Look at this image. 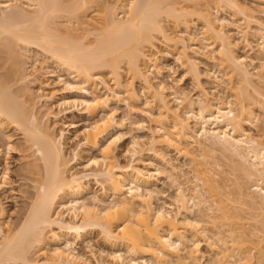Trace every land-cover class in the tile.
Listing matches in <instances>:
<instances>
[{
	"label": "bare ground",
	"instance_id": "6f19581e",
	"mask_svg": "<svg viewBox=\"0 0 264 264\" xmlns=\"http://www.w3.org/2000/svg\"><path fill=\"white\" fill-rule=\"evenodd\" d=\"M23 1H0V128L22 134L23 149L31 152L23 156L32 157L22 169L35 176L22 220L10 227L0 221V264H102L75 248L89 245L94 233L112 248L108 264H209L203 241L216 264H264V139L254 114L255 107L264 111V60L258 56L264 53V21L256 8L241 0H212L214 7L208 3L196 11L185 5L191 0ZM92 1L106 12L98 22L83 18ZM223 13L233 16L241 39L262 61L259 66L239 54ZM164 18L173 20L175 30ZM157 42L165 47L161 50ZM30 50L41 51L74 79L75 85L63 77L59 82L64 91L70 87L81 94L79 111L93 118L72 149L67 143L79 135L77 125L69 122L72 131L60 126L58 112L78 99L39 79L51 72L45 61L33 63L31 73L21 76V58ZM200 50L226 68L232 99L211 98L205 88L192 97L169 84L162 56L175 53L199 80ZM29 84L38 86L37 100ZM142 95L146 109L138 111L153 122L145 143L148 157L142 156L140 137L133 136L125 148L131 159L122 163L116 150L129 130L108 107L114 98L134 109ZM166 149L189 159L194 181L172 163ZM217 153L231 165L237 195L260 212L261 226H234L238 215L226 203L232 201L230 193L216 197L231 185L214 171L213 164L221 165L214 160ZM5 159L0 183L10 170ZM163 177L177 184L175 208L158 201ZM251 240L255 244L246 248L244 242Z\"/></svg>",
	"mask_w": 264,
	"mask_h": 264
},
{
	"label": "rangeland",
	"instance_id": "374dc122",
	"mask_svg": "<svg viewBox=\"0 0 264 264\" xmlns=\"http://www.w3.org/2000/svg\"><path fill=\"white\" fill-rule=\"evenodd\" d=\"M107 1H109V3L110 2L114 3L116 0H107ZM211 1L212 0H191L189 2L185 1L186 2L185 5L188 4L191 10L196 11L201 6L205 7V6H210L212 4V7H214V4ZM241 1L247 5H250L251 7L256 8V12H258L257 14L260 16L262 21H264V4L261 5L260 2L255 1V0H241ZM22 2L24 1L22 0ZM185 2H183L182 4H184ZM194 2L196 3L198 2V4L195 5ZM208 3L209 4L211 3V4L208 5ZM120 9L121 8H119L118 11L116 12L118 16L122 15V12L120 11ZM84 11L85 12L82 13L84 16L83 18H87V19L89 18L91 22L100 21L102 19V16L105 15L106 13L105 10L98 3L93 2V1L87 4V6L84 8ZM224 14L225 13H223L222 15ZM192 16L195 17L194 14ZM224 17L229 20L226 23L231 24V25L228 24V27L226 25L225 28L226 29L228 28L229 32L232 35V38H234L236 41L239 42V49H238L239 54L242 56H245L248 62L253 60L254 63L257 66H259V64H261L262 62L261 60H264V53L261 55L260 54L258 55L252 50L250 51L249 48L245 45V42L241 39L242 37H241V33L239 32V30L234 28L236 23L233 20V16L230 15L229 13H226ZM163 21L165 25L171 28L170 30L174 29L175 25H174L173 20L164 18ZM241 21L242 20H239L238 23L241 24L242 23ZM60 22H63V19ZM156 37L160 39L159 36L156 35ZM250 39L254 41L255 38L250 37ZM157 45L159 46L161 50L165 47L159 44L158 42H157ZM148 47L149 46L145 47L146 53H149ZM20 49L23 50L22 47ZM200 51L201 53H196L197 54L196 61L201 71V77L199 78V80L194 79V77L192 76V73H188V70H186V68L183 67L181 61L178 58H176L177 56L175 55V53L171 52L169 55L162 56L161 61L163 60L162 62H164L165 64L168 63L167 64L168 68L167 67L165 68L166 70L168 69L167 71H165V76L169 84L173 85L174 87L180 86L182 89L188 92L189 95H191L192 97H196L197 95H199L201 93V89L205 88L208 90V96L211 98L220 97V98L225 99L229 96L228 99H232V96H231L232 93L226 87L228 83V80H226L227 79L226 75L224 74L226 71V68L224 69L222 68V66L218 65V63L209 60V58H207L208 57L207 55L209 53L208 51L206 50H204L203 52L202 50ZM189 52L191 54L194 53L192 49L189 50ZM26 53H27V56L21 58V60L22 59L24 60V62H21V64H24V65L23 66L21 65V67L23 68V70L25 69L24 71H22L21 69L22 72L19 70L20 71L19 73H22L21 76L26 75L31 71L33 63L45 61L48 64L47 69L50 70L51 72L50 74H45V75L42 74L39 77V79L41 81L48 82L50 84V87L57 89L58 93L63 92V93H66L67 96H69L68 98L78 99L75 103H70V104L68 103V104L63 105L62 108L66 107V109L63 110L62 112L59 111L61 108L58 106L53 108L54 111L56 112L59 111L58 112L59 115L63 117L64 123L60 124V126H63L67 130L72 131L74 130V128L68 125L69 122L74 121L77 125L79 135L77 137L70 139L67 143L68 148L72 149L73 147L76 146L77 144L76 142L79 140V138L82 137L81 136L82 133H79V132H82V130H84L86 127H88L93 122V118L92 119L88 118L86 115H84V113L80 112L82 107L84 106L79 101L80 98L82 97L80 96L81 94L78 92L75 93V91L71 90L70 87L68 88L70 91L69 90L67 91L66 89L65 90L66 92H65L64 89H62L64 87V84H61L62 82L60 83L59 80L61 77H63L69 82L73 83L74 85L76 84V82L74 81L73 78H71L66 73H64V71L61 69V67L58 64H56L55 62L47 58L41 51L30 50L29 52H26ZM257 55L262 57L263 59L260 60V58ZM121 74L124 79H126L129 76V72L127 70L126 65H123ZM215 74L218 75L221 79H217ZM102 75L103 77H105V79H107L109 83L112 82L110 75L107 71H104ZM224 78L226 79L224 80ZM216 79L220 83L217 84ZM135 86H137L136 88L138 89V87L140 86V83L136 81ZM29 87L31 91L33 92V96L37 100L38 94L40 93L38 86L35 84L33 85L29 84ZM88 97H90V95H88ZM144 102H145V96L142 95L141 100L138 103L132 104V106L134 107V109H132V108H128L125 100L120 99V101H116L113 98L110 103V106L108 107V111L111 110L112 112H114V115L117 120H120L123 118V121L125 122V125L127 129L129 130L121 138L119 142L120 146L116 150V153L119 155V159L122 163H126L131 159L130 153L125 151V148L130 145V142L133 136L137 138L140 137L139 139L141 140L140 143L142 145L141 149L143 151L142 156L148 157V154H146L147 153L146 148L148 147V145L145 143H147L148 140L150 139L149 129L152 127L153 122L147 113H144V112L141 113L140 111H138L141 109H144V110L146 109ZM39 104L40 103H38L37 106L40 109ZM254 114L256 115V119H257L256 123L258 127L260 128L261 133H263L262 138L264 139V111L262 108L259 109L255 107ZM100 116L101 115H99L98 117ZM138 125H142L143 128H141V130L138 129ZM250 129L252 131H255L253 127H251ZM5 135L12 136L11 140H9L11 142L8 143L7 136ZM10 143L12 144L11 148H9L10 147L9 145H11ZM22 143H23L22 134L18 130L11 128L8 131H4L3 129L0 128V160H1L0 164H2L0 165V169L1 167L3 169L5 167V162L2 159L6 158L8 159L7 162L9 164L11 163L9 166L10 170L8 171V174H7L8 176L4 178L5 179L4 182L0 183V208L1 207L4 208V213L0 212V221H2L3 223L5 222V224L7 223L6 225L8 227L15 225L17 222H20L22 220L27 204L30 200L29 196L33 192V187H32L33 180L31 178H33L32 176H35V175L31 174L32 175L31 176L29 173V176H28V174H26L27 172L25 173V171L22 169V167H24L25 162L27 160H31L32 158L31 156L24 157L23 155L25 153L31 154V152L30 150L25 151L23 149ZM166 152H167V156L170 158L172 163L180 167L182 171L184 172V174L187 177H189L192 181H194L193 172H192L193 166H192V163L189 161V159L180 155L175 150H167ZM214 160H216V162L221 164L220 166L218 165L215 166V164H213L214 171L217 172L216 173L217 177H225L229 179L228 182L230 181V184H231L228 188L227 187L222 188L221 189L222 193L220 191V193H218L216 197L223 198V197L228 196L227 195L228 192L230 193L229 197L232 199V201L226 200V203L228 207L232 209V211L235 210L234 212H236L237 215L239 216L233 219L232 223L234 224V226L236 225L238 226V224H241L239 226L240 228H242L241 226L242 224H244L245 226L243 227H246L248 229H253L255 227L261 226L262 220L261 221L259 220L261 218V215L259 216L260 212H258V209L251 207V205L249 206L247 202L244 203L243 200H241L242 198L238 196L239 194L237 192L236 185L231 183L234 181L233 179L235 176L231 172L232 170L230 168L231 165H229L230 163H228L226 159L222 158L220 154L218 155V153H217V156L215 154ZM162 180L163 182H160L158 184V188H160L159 190L161 192L157 194L158 197L157 196L156 197L158 199L160 197V199L159 200L157 199V200L159 202L160 200L161 202H167L168 204H171L172 208H175L176 203L174 202V197L177 192V184L170 182L169 179H166L165 177H163ZM94 186L98 187V185H95V184ZM157 200L156 202H158ZM256 215H258V217ZM213 229L214 228L211 227L210 230L213 231ZM96 234L94 233V235H92L93 237L91 239L92 241L90 240L91 245L90 244L88 245V243L86 244V242H83V243H78L75 246V248L77 251L81 253H85V255L90 259V261L95 262L97 258L99 260H102L103 262L102 264H108L111 261L110 257L108 256V253L110 252V249L112 248H110L111 246L107 245V243L101 238L100 235L98 234L96 235ZM253 239H255L254 236H253ZM251 241H246V243L244 242V244H246L245 245L246 248L253 247V244L255 243L253 240ZM262 245L264 246V244ZM88 248L90 249V251L88 250ZM258 248L259 246L257 248L254 247L253 249L258 250ZM202 250L204 251L205 259L209 262V264H216V262L211 261L212 253L208 249L204 241L202 243ZM257 250L255 254L259 255V252H257ZM124 254L125 253H123V255ZM124 257L128 258V254H125ZM123 264H126V262H124Z\"/></svg>",
	"mask_w": 264,
	"mask_h": 264
}]
</instances>
